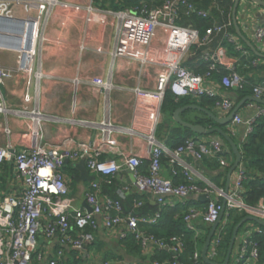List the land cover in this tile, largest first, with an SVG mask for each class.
Instances as JSON below:
<instances>
[{
	"label": "built area",
	"instance_id": "1",
	"mask_svg": "<svg viewBox=\"0 0 264 264\" xmlns=\"http://www.w3.org/2000/svg\"><path fill=\"white\" fill-rule=\"evenodd\" d=\"M217 8L220 0H213ZM60 0H0V16L22 18L25 27L21 34H8L18 41L17 47L0 45L1 49L15 50L18 53L16 66L13 68L0 65V85L17 72L29 74L28 83L31 84L32 74L36 71L35 59L38 53L37 43L41 40L42 30L45 27L51 10ZM184 12L187 15L193 13L208 17L210 10L198 9L192 0H164L162 5L149 6L142 3L134 8H125L117 13L121 22L119 33L121 38L127 36V43H148L155 35L156 29L161 27L168 31V42L165 46V59L153 58L149 54L144 62L160 64L161 70L157 75L156 88L152 94L164 98L170 90L176 98L194 97L203 95L215 97V107L229 114L235 107L232 100L224 95L223 88H243L248 82L237 70V63L242 58L251 59L250 51L243 45L237 33L229 30L233 18L224 23H215L208 27L203 34L191 25H181L178 17ZM22 13V14H21ZM29 33V44L26 47V36ZM223 33L232 44L234 50L239 53L235 60L226 59V50L222 45L215 51H206L203 58L208 62V68L204 74H198L185 66L184 62L190 57L195 46H208L217 34ZM254 36L259 41H264V26L254 29ZM252 65L256 61L251 60ZM221 68L227 73L218 82L213 78V73ZM38 73V72H37ZM140 92V90H137ZM253 95L264 98V79L253 85ZM26 101H31L29 91L25 95ZM4 107L0 102V111ZM34 110V109H33ZM32 110L24 109V113ZM37 112V110H35ZM34 111V119L37 120ZM264 115V107H259L256 115L244 119L239 113L232 120L231 134H236L237 126L245 124L244 138H247L254 130L257 119ZM40 122V120H38ZM34 125L33 133L42 135V125ZM31 145L16 151L11 144L0 145V164L12 161L16 166V176L23 182L24 191L21 196L7 195L0 200V264H34V253L39 244L40 236L48 240L59 237L62 245L75 250H82L92 243L94 236L86 232L87 227L97 229L104 226L108 230H116L122 224H127V230L121 232V236L134 234L141 246L153 244L158 248H165L174 254L175 260L171 264H185L179 262V257L184 254L186 240L184 235H173L169 239L158 238L154 234L141 229V223H156L161 217V212H156L154 217L140 215L138 209L143 206V201L138 199L132 208L124 207L123 194L121 197H113L102 193L101 183L92 181L86 200L92 211L76 207L73 199L68 196L69 188L66 176L61 169L65 158L84 160L89 171L103 176V182L113 183L116 175L124 168L130 169L134 178L136 189L139 193H151L156 201L165 206L168 198L176 197L187 200L191 196L208 194L211 199L204 208L192 205L185 214L184 219L189 229L195 232L197 238L202 236V230L196 222L202 221L212 226L220 217L224 199L227 200L225 219L223 218L217 227L211 240L208 254L213 259L218 254V247L222 243L226 224L228 223V211L247 210L264 218V203L257 206L248 205L242 196L244 170L239 165L237 177L229 192L225 187H218L210 182L200 186L198 180L191 174L188 167H183L186 181L174 183L171 178L161 175L162 156L167 154L173 165V173L177 174L176 165H180L181 155L188 152L199 159L204 157H216L224 150V144L220 139L210 142L200 141L196 138H188L183 144L174 150H170L166 143L150 138V165L149 172L143 173L141 168L144 160L137 155H126L123 160L103 159L104 150L112 143L107 133L80 149L64 154L58 149H50L41 143L31 141ZM223 165H228L224 158H220ZM222 199V200H221ZM102 214L103 220L99 222L97 215ZM224 217V216H223ZM223 222V223H222ZM249 227L238 233L236 243L230 258L232 264H264L260 261L259 243L254 238V233L264 234V231L254 221H250ZM77 228L79 234L73 235L72 229ZM211 249V250H210ZM38 260L42 263L43 254L39 253ZM191 261L188 264H202V253L198 247L194 250ZM229 261V263H230ZM169 261H155V264H169ZM45 264H66L64 250L47 260ZM102 264H111L104 261Z\"/></svg>",
	"mask_w": 264,
	"mask_h": 264
},
{
	"label": "crops",
	"instance_id": "2",
	"mask_svg": "<svg viewBox=\"0 0 264 264\" xmlns=\"http://www.w3.org/2000/svg\"><path fill=\"white\" fill-rule=\"evenodd\" d=\"M60 1L61 3L51 10L42 30L43 37L37 43L38 53L34 68L36 74H32L31 84L28 83V73L17 72L0 85V102L4 107V110L0 111V145L11 144L19 151L31 145L33 138V142L68 154L102 138L106 132L112 141L105 147L106 159L121 161L126 155H137L144 160L141 170L146 171L149 165H146L145 161H150V138L154 136L157 142L165 144L168 134L167 127L163 125L166 119L162 112L165 97L160 98L151 93L156 88L161 65L144 62V59L147 54L160 59V62L165 59L168 31L159 27L148 43H127V36L122 39L119 33L121 22L117 16V13L125 8L119 10L106 8L102 6L104 0ZM239 6L241 8L239 10L238 7L237 12L238 24L243 36L252 44L251 50H248L251 59L256 63L248 66L243 64L244 60H240L237 69L245 78L247 76L252 82H258L264 79V41L255 38L254 29L264 26V6L253 0H240ZM239 38L241 40L240 36ZM230 46L233 47L232 44ZM223 48L226 50V59L235 60L237 52L234 48L232 50L228 45ZM17 60L18 53L15 50L0 49L1 65L13 68ZM222 90L224 95L233 101L235 107L247 96L253 95L252 93L240 99L238 90L234 88ZM28 91L31 94V101L25 99ZM259 107L264 105L248 100L242 104L238 113L247 119L256 115ZM27 108L32 111L24 113L23 110ZM212 108L211 111L220 116L228 115L215 105ZM34 111L38 114L37 120L34 119ZM195 117V112H187V120L182 116L186 121ZM38 120L42 125L40 136L33 133ZM231 123L232 121L227 125L230 134ZM244 132L245 124L241 123L237 126L236 134H231L233 138L234 136L237 138L236 143L241 151ZM197 139L205 142L220 139L225 150H229L228 143L219 136H198ZM235 158V154L234 157L230 155L226 161L228 164L231 161L234 163ZM79 161L65 158L61 167L69 188L68 196L73 199L76 207L87 209L86 195L91 182L99 181L102 193L113 197H121L123 194L126 210L132 208L136 200L141 199L144 204L139 209L146 211V216L154 217L156 212H161L163 206L156 201L153 194L139 193L135 182H130L131 176L126 171L127 168L116 175L113 183L105 185L103 176L91 171L89 172L94 176L93 180L80 178V171L76 167ZM226 166L222 164L218 171L212 170L203 159L185 152L181 155L180 165L175 167L183 176H185L183 167H188L198 181L216 185L212 182L211 176H218ZM173 168L170 160L165 158L161 175L174 181L180 179V175L176 176L178 173H173ZM237 169L232 174L231 185L237 177ZM224 178L220 181L223 182L224 179L226 186L227 175ZM182 180L184 179H180V182ZM23 191L24 185L16 176L15 163L12 161L1 163L0 200L7 195L21 196ZM191 197L197 199L195 195ZM167 200L169 203L183 201L176 197ZM97 220L102 222L103 215H97ZM158 221L141 223L140 227L146 232L154 231L158 229ZM204 224L209 228L207 230L201 228L204 237V241L198 242L201 253L211 229V225ZM127 229L126 223L116 230H108L104 226L92 228L90 231L94 236L90 243L92 246L90 248L86 245L85 250L84 248L78 250L81 256L78 261H74L70 253L72 248L62 245L58 236L52 240L40 236L42 264L55 256L59 250H64L66 264H102L104 256L111 249H116L120 255L116 260H109L111 264H155L158 260H152L151 257L157 246L153 244L142 246L141 253L137 256L128 254L119 246L121 232ZM72 233L77 235L79 230L73 228Z\"/></svg>",
	"mask_w": 264,
	"mask_h": 264
},
{
	"label": "trees",
	"instance_id": "3",
	"mask_svg": "<svg viewBox=\"0 0 264 264\" xmlns=\"http://www.w3.org/2000/svg\"><path fill=\"white\" fill-rule=\"evenodd\" d=\"M192 1L195 3L198 9L210 10L209 16L202 17L195 13L191 15H187L184 12H181V14L178 17V23L181 25H191L194 28H197L201 34H203L208 27L213 26L215 23H224L229 19L233 18L232 10L235 0H220V7H221L220 9L215 7L213 0H192ZM163 2L164 0H104L102 2V6L114 10H119L126 7L138 6L141 5L142 3H147L151 6H159L162 5ZM229 30L231 32L237 33L234 22H232V24L230 25ZM241 40L245 44V46L249 50H251V47L247 45L242 38ZM230 44L231 43H229V41L225 38L223 33L217 34L210 45L198 46V47L195 46L192 51V54L188 59L185 60L184 64L191 71L198 74H204L208 68V62L203 58L204 52L215 51L219 45L222 46L228 45L230 49H232L233 47H231ZM236 55L238 57L239 53H237ZM241 60H244L243 64L245 65L248 66L252 65L251 63L252 59L242 58ZM226 73L227 70L221 68L219 71H215L213 73V78L218 82H221L222 78L225 76ZM245 79L248 82L244 85L243 88L237 89L240 94V99L246 97L249 94H252L253 85L260 81L259 80L258 82H252V80L247 76ZM217 100H218L217 98L210 97L208 95H203L200 96L199 98H194V97L176 98L174 94L170 90H168L165 94L164 104L162 108V112L165 114L166 117V119L163 122V125L167 127V134H168V138L166 140L167 147L170 150H174L178 146L183 144L186 139L188 138L197 139L198 136L216 135L219 136L221 139H223V137L217 133H214L212 135L197 134L193 132L190 128L182 126L173 119L174 111L180 106H184L190 103H195L209 110H213L212 106L215 105V102ZM187 112L196 113L195 118L188 119V121H190L191 123L202 124L206 127H212L218 125L217 122L213 118H211L206 112L193 108H188L183 112L182 116L186 120H187L186 118ZM234 139L235 141H237V138L235 136ZM241 149H242L243 157L240 165L243 168L245 175L243 181L242 196L244 198V201L248 205L257 206L260 202L264 203V115L260 116L257 119L253 132L249 134L247 138L242 140ZM230 155L234 157V153L231 151V149L229 148V150H225L224 148V150L219 154V156L204 157L203 160L206 162V164L210 169L218 171L220 167H222L220 158L222 157L225 160H228ZM102 158L106 159L105 154L103 155ZM165 158L168 161L170 160L169 156L168 155L166 156L164 154L162 156V163L165 160ZM145 163L146 165H150V161L148 162L145 161ZM232 163L233 162L231 161L225 167V170L219 172L218 176H211L212 182H214L217 186L225 187L224 177L227 175V172L230 166L232 165ZM142 172L147 174L149 172V169ZM179 175L181 176L180 179H184V180L180 182V179L178 178L175 181L173 180L174 183L187 182L186 176H183V173L180 172L178 169V175L176 176ZM221 178H224L223 182L220 181ZM198 184L200 186L206 185V183L203 181H198ZM105 185L107 184L105 183ZM195 204H197L201 208H204L207 205V202L199 200L198 198L194 199L190 197L185 201H179L174 204H167L163 206L161 210V217L159 218L157 225L158 229L154 231L148 230L149 233L154 234L158 238L169 239L173 235H184L186 240V247L184 254H182L178 259L180 263L188 264L191 261L190 257L192 256L194 250L198 247V242L204 241V237L201 236L197 238L195 236V232L188 228L186 221L184 219V216L188 212L189 207ZM148 205L149 206L151 205L150 202H148ZM138 213L140 215L147 214V212L142 209H139ZM228 213H229L228 223L226 224L225 227L222 243L218 247V254L213 257V260L220 263L223 262L226 257L227 248L232 236L234 226L243 217L249 214L247 210H235V209L228 211ZM224 219H225V215L223 217V222ZM249 223L252 222L250 221L245 222L241 226L239 232H242L245 229H247L249 227ZM254 223L264 231V226H261L256 222ZM196 225L200 229L204 228V230H207L209 228V226L205 225L204 223L196 222ZM91 229H92L91 227H87L85 231L90 232ZM254 238L259 243L260 261L262 262L264 261V234L254 233ZM118 243L119 246L125 249L128 254L137 256L141 253L142 246L138 241V239L134 236V234H130V233L127 234V236L120 238ZM91 246H92L91 244H88V247L91 248ZM39 253H41V249L37 248L36 252L34 253V264H42L37 258ZM70 253H72L74 261H78V258L81 257L79 255L80 252L78 250L70 249ZM118 258H120V255L118 254L117 250L111 249L104 256V261L116 260ZM151 259L158 261L166 260L170 262L169 264H171L172 261L175 260V257L174 254H172L170 251L166 250L165 248L160 249L156 247L155 253L151 257ZM202 264H208V263H205L202 260ZM229 264H232V262L230 261Z\"/></svg>",
	"mask_w": 264,
	"mask_h": 264
},
{
	"label": "water",
	"instance_id": "4",
	"mask_svg": "<svg viewBox=\"0 0 264 264\" xmlns=\"http://www.w3.org/2000/svg\"><path fill=\"white\" fill-rule=\"evenodd\" d=\"M253 1L264 6V0H253ZM239 3H240V0H235L233 10H232V17H233L234 25L236 27L238 35L241 38H243V40L250 47H252L251 42L243 36L242 31L240 29V26L238 24L237 12H238ZM24 27H25V21L22 18L0 16V45L6 46V47H17L19 45L18 41H15V37L9 36L8 34H21L24 30ZM26 39H27L26 40V47H28L29 33H27ZM234 89L237 90V88H234ZM248 100L264 105V98L257 97L255 95H249L243 100V102L237 104V106L234 107V109L227 116H220V115L216 114L215 112H213L207 108H204L198 104H188V105H185L182 107H178L174 111V115H173V119L177 123H179L182 126H185L187 128H190L193 132L200 134V135H212L214 133H217L220 136H222L223 139L228 143L229 148L235 154L236 158H235L234 163L231 165V167L228 170L227 183H226V186L224 188L226 193L229 192V189L231 186L232 174L239 167L241 160H242V157H243L242 151L240 150L235 139L228 132L226 127L229 124V122H231L233 120L234 116L236 114H238V111L240 110L242 104ZM187 108L198 109V110H202V111L206 112L211 118H213L217 122L218 125L212 126V127H206L202 124H194V123H191V122L184 120L181 116V113ZM76 167L80 171V178H82L83 180H93L94 179V176L90 175V172H89L88 168L86 167V163L84 160H80L76 164ZM126 171L128 173H130V176H131L130 182H135V178H134L131 170L127 169ZM197 198L199 200H202V201H209L211 199V196L208 194H202V195H197ZM226 202H227V200L224 199L223 208L221 210L220 217L214 224H212L211 229L209 231V234L206 238L204 248L202 250V259L205 263H208V264H229V261H230V258H231V255H232V252L234 249V245H235L237 237H238L239 230L245 222L254 221V222L258 223L259 225L264 226V218L259 217V216L254 215V214L246 215L233 228L232 236H231L228 248H227V253H226V257H225L224 261L220 263V262L213 260L209 256L208 251H209V247H210L214 232L216 231L217 227L219 226V224H220V222L224 216L225 208H226ZM86 206H87L88 211H92V208L89 204H86ZM86 248H87V246L84 247V250Z\"/></svg>",
	"mask_w": 264,
	"mask_h": 264
},
{
	"label": "rangeland",
	"instance_id": "5",
	"mask_svg": "<svg viewBox=\"0 0 264 264\" xmlns=\"http://www.w3.org/2000/svg\"><path fill=\"white\" fill-rule=\"evenodd\" d=\"M148 5H149V4H148ZM149 6H151V5H149ZM240 8H241V7L239 6V10H240ZM1 48H2V47H0V49H1ZM0 65H1V64H0ZM2 66H3V65H2ZM226 129H227V127H226ZM201 244H202V243H201ZM200 247H201V246H200ZM38 248H39V249H42V247H41L40 244H38Z\"/></svg>",
	"mask_w": 264,
	"mask_h": 264
}]
</instances>
